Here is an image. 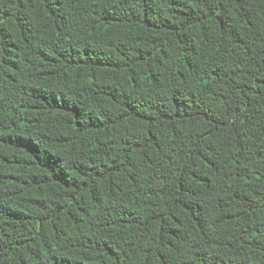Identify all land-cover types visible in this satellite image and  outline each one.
I'll list each match as a JSON object with an SVG mask.
<instances>
[{"label":"trees","instance_id":"obj_1","mask_svg":"<svg viewBox=\"0 0 264 264\" xmlns=\"http://www.w3.org/2000/svg\"><path fill=\"white\" fill-rule=\"evenodd\" d=\"M0 264H264V0H0Z\"/></svg>","mask_w":264,"mask_h":264}]
</instances>
